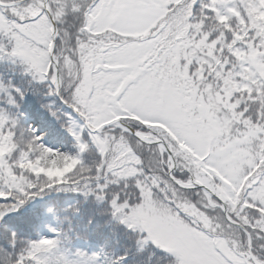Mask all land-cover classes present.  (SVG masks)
Returning <instances> with one entry per match:
<instances>
[{"label": "snow or ice", "instance_id": "1", "mask_svg": "<svg viewBox=\"0 0 264 264\" xmlns=\"http://www.w3.org/2000/svg\"><path fill=\"white\" fill-rule=\"evenodd\" d=\"M0 62V264H264V0H0Z\"/></svg>", "mask_w": 264, "mask_h": 264}, {"label": "trees", "instance_id": "2", "mask_svg": "<svg viewBox=\"0 0 264 264\" xmlns=\"http://www.w3.org/2000/svg\"><path fill=\"white\" fill-rule=\"evenodd\" d=\"M3 62H1V64H2ZM47 139V138H46ZM51 146V145H50Z\"/></svg>", "mask_w": 264, "mask_h": 264}, {"label": "rangeland", "instance_id": "3", "mask_svg": "<svg viewBox=\"0 0 264 264\" xmlns=\"http://www.w3.org/2000/svg\"><path fill=\"white\" fill-rule=\"evenodd\" d=\"M0 64H1V62H0Z\"/></svg>", "mask_w": 264, "mask_h": 264}]
</instances>
